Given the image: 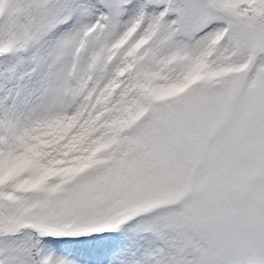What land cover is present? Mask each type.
Segmentation results:
<instances>
[{
  "label": "snow or ice",
  "instance_id": "6c2138e0",
  "mask_svg": "<svg viewBox=\"0 0 264 264\" xmlns=\"http://www.w3.org/2000/svg\"><path fill=\"white\" fill-rule=\"evenodd\" d=\"M0 264H264V0H0Z\"/></svg>",
  "mask_w": 264,
  "mask_h": 264
}]
</instances>
